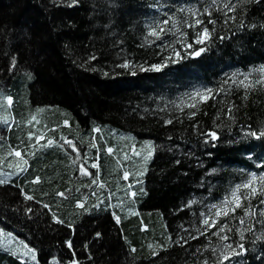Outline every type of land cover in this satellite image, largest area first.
<instances>
[{
    "label": "trees",
    "instance_id": "16d2710c",
    "mask_svg": "<svg viewBox=\"0 0 264 264\" xmlns=\"http://www.w3.org/2000/svg\"><path fill=\"white\" fill-rule=\"evenodd\" d=\"M6 1L0 264H264V0Z\"/></svg>",
    "mask_w": 264,
    "mask_h": 264
},
{
    "label": "rangeland",
    "instance_id": "374dc122",
    "mask_svg": "<svg viewBox=\"0 0 264 264\" xmlns=\"http://www.w3.org/2000/svg\"><path fill=\"white\" fill-rule=\"evenodd\" d=\"M6 2H8V0H7ZM75 155H76L77 160L80 159V156H79V154H78V151L75 153ZM76 158H75V159H76ZM77 163H79V161H77ZM81 172H82V173H87L88 171L82 169ZM78 235H79L78 233H76V234L74 235V237H73V241H74L75 243L78 242V244H81V243H83V241H82L81 239H79V236H78ZM74 253H75V256L77 257V252H76L75 249H74ZM53 264H60V263H53Z\"/></svg>",
    "mask_w": 264,
    "mask_h": 264
}]
</instances>
